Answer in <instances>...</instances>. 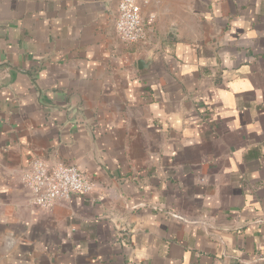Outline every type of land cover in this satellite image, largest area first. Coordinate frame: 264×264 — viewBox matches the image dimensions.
I'll list each match as a JSON object with an SVG mask.
<instances>
[{
  "label": "crops",
  "instance_id": "1",
  "mask_svg": "<svg viewBox=\"0 0 264 264\" xmlns=\"http://www.w3.org/2000/svg\"><path fill=\"white\" fill-rule=\"evenodd\" d=\"M0 0V264H264V0ZM171 12V13H170ZM93 190L44 210L21 176Z\"/></svg>",
  "mask_w": 264,
  "mask_h": 264
},
{
  "label": "built area",
  "instance_id": "2",
  "mask_svg": "<svg viewBox=\"0 0 264 264\" xmlns=\"http://www.w3.org/2000/svg\"><path fill=\"white\" fill-rule=\"evenodd\" d=\"M115 33L125 44L145 41L147 26L138 0H117ZM21 179L29 191L31 202L44 210L51 209L58 201L66 200L73 194L87 195L93 190L91 177L77 166L48 163L41 158L30 161Z\"/></svg>",
  "mask_w": 264,
  "mask_h": 264
},
{
  "label": "water",
  "instance_id": "3",
  "mask_svg": "<svg viewBox=\"0 0 264 264\" xmlns=\"http://www.w3.org/2000/svg\"><path fill=\"white\" fill-rule=\"evenodd\" d=\"M0 68H6L8 70H15L12 67H9L7 63H0Z\"/></svg>",
  "mask_w": 264,
  "mask_h": 264
},
{
  "label": "rangeland",
  "instance_id": "4",
  "mask_svg": "<svg viewBox=\"0 0 264 264\" xmlns=\"http://www.w3.org/2000/svg\"><path fill=\"white\" fill-rule=\"evenodd\" d=\"M180 0L177 1V3L179 2ZM171 13V12H170Z\"/></svg>",
  "mask_w": 264,
  "mask_h": 264
}]
</instances>
